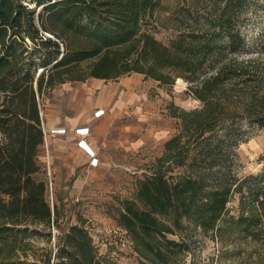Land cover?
<instances>
[{
  "label": "trees",
  "instance_id": "trees-1",
  "mask_svg": "<svg viewBox=\"0 0 264 264\" xmlns=\"http://www.w3.org/2000/svg\"><path fill=\"white\" fill-rule=\"evenodd\" d=\"M260 2L166 5V28L177 34L165 43L144 28L164 0H0V264H116L100 254L82 214L61 227L60 207L34 174L45 142L41 99L65 82L132 72L168 85L183 77L204 104L192 111L168 105L183 130L166 141L160 167L137 181L135 198L118 201V222L140 264H182L191 247L170 235L188 224L214 228L236 192L257 209L234 223L264 237V167L240 178L225 171L230 154L222 151L233 137L231 117L264 127V74L257 60H237L250 50L248 12ZM190 143L193 171L170 180L166 164L184 165ZM55 228L54 247L36 250L34 241L51 242Z\"/></svg>",
  "mask_w": 264,
  "mask_h": 264
},
{
  "label": "rangeland",
  "instance_id": "rangeland-1",
  "mask_svg": "<svg viewBox=\"0 0 264 264\" xmlns=\"http://www.w3.org/2000/svg\"><path fill=\"white\" fill-rule=\"evenodd\" d=\"M177 1L164 0V5L155 12L154 17L144 27L146 31L165 43H168L177 34L173 29L166 28V19L170 17V11L166 10V5H175ZM258 5L248 12L247 36L250 50L248 53L245 52L240 55L237 60L238 63H247L250 60L254 63L253 60H257L255 65H259L260 71L264 74V46L262 47L264 42V0H261ZM134 76L141 77L139 86L134 91L135 94L139 95L137 104L142 113H140V118L144 117L148 129L152 130L153 133L152 138L143 146L145 154L138 155L132 160V165L124 168L123 180L121 184L117 183V188H113L114 192H108L103 186L99 187L98 196L81 198L70 195L67 189L70 184L69 181L59 180L57 182V174L54 165H52L50 135L54 130L49 129L47 124L48 109L53 102L52 98L59 94L60 98L67 103L69 96L78 92L80 85L90 89L91 93L96 96L102 92L121 94L124 93V88L120 87V83L126 78ZM190 85L191 83L183 77H178L173 85H168L161 84L151 78L146 79L144 74H139V72H132L119 77V79L99 80L97 82L94 78H89L83 83L65 82V84L62 83L55 87L41 99L43 129L46 133L45 142L40 147L38 155L41 169L34 174V177L47 182L50 203L60 207L61 227L65 229L71 223H76L78 214H82L88 219L87 225L100 254L114 260L116 264H140L131 237L118 222V209H116L119 205L118 201L125 198H135L137 181L145 175L151 174L155 168L160 167L159 159L165 153L166 141L183 130L182 120L170 116L168 105L173 103L187 111L203 108V102L190 93ZM109 109L111 106L100 107L95 114L101 116ZM126 110V114L123 112L125 117L129 111L133 110L134 112L135 109L127 108ZM229 123L233 137L222 150L226 154H230L225 171L227 172L229 169L240 178L259 172L264 167V127H259L237 117L234 119L231 117ZM235 139L238 141L237 145L231 144V141ZM183 141H185V145L188 144L186 142L188 139L184 138ZM189 147V156L185 158L186 163L184 165L177 164L175 158L166 164L169 166L165 167L164 170L167 169V174L166 171L165 174L170 180L176 181L193 171L189 163L195 153L196 146L194 143H190ZM242 196L244 195L240 192L232 195L226 212L214 228L205 231L200 226L188 224L186 231L170 235L176 240L184 239L191 247L182 256V264H264V237L259 232L242 233L237 223H234L244 213L248 215L249 210L254 212L257 209H250L247 200ZM56 231L58 232L57 228L54 230L51 242H47L45 235L39 236V239L34 241L35 249L54 247Z\"/></svg>",
  "mask_w": 264,
  "mask_h": 264
},
{
  "label": "crops",
  "instance_id": "crops-1",
  "mask_svg": "<svg viewBox=\"0 0 264 264\" xmlns=\"http://www.w3.org/2000/svg\"><path fill=\"white\" fill-rule=\"evenodd\" d=\"M91 78L97 82L106 80ZM140 79L134 76L123 80L120 87L124 88V93L117 95L102 92L96 96L80 85L67 103L59 94L52 98L47 117L49 129L54 130L50 135L52 165L57 182L69 181L70 195L81 198L98 196L99 187L103 186L108 192H114L113 188L123 180L124 168L132 165L138 155L145 154L143 146L153 133L144 117L140 118L139 95L134 93ZM110 106L111 109L101 116L95 114L98 108ZM127 108L135 110L129 111L125 117ZM80 128L88 131L87 134L80 133Z\"/></svg>",
  "mask_w": 264,
  "mask_h": 264
},
{
  "label": "built area",
  "instance_id": "built-area-1",
  "mask_svg": "<svg viewBox=\"0 0 264 264\" xmlns=\"http://www.w3.org/2000/svg\"><path fill=\"white\" fill-rule=\"evenodd\" d=\"M42 113V112H41ZM44 130V129H43ZM78 131L80 132V133H86L87 134V132L88 131H85L84 130V128L82 129V128H80V129H78ZM44 133H46V131L44 130ZM84 140H81V142H83ZM81 145H84L83 143H81Z\"/></svg>",
  "mask_w": 264,
  "mask_h": 264
}]
</instances>
